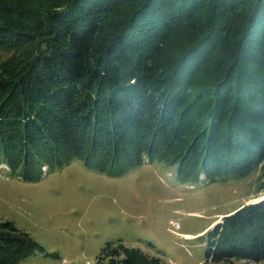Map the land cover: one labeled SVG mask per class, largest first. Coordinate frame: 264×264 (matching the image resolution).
Here are the masks:
<instances>
[{
	"label": "trees",
	"instance_id": "obj_1",
	"mask_svg": "<svg viewBox=\"0 0 264 264\" xmlns=\"http://www.w3.org/2000/svg\"><path fill=\"white\" fill-rule=\"evenodd\" d=\"M81 158L184 181L256 175L206 231L211 264L264 259V0H0V162L26 178ZM42 248L0 223V264ZM97 264H161L123 241Z\"/></svg>",
	"mask_w": 264,
	"mask_h": 264
},
{
	"label": "rangeland",
	"instance_id": "obj_2",
	"mask_svg": "<svg viewBox=\"0 0 264 264\" xmlns=\"http://www.w3.org/2000/svg\"><path fill=\"white\" fill-rule=\"evenodd\" d=\"M256 182L254 174L205 173L184 181L177 165L158 159L119 173L73 158L44 166L34 179L0 162V223L12 221L42 245L17 264H97L109 241L139 247L161 264H211L206 231L220 215L255 200Z\"/></svg>",
	"mask_w": 264,
	"mask_h": 264
},
{
	"label": "crops",
	"instance_id": "obj_3",
	"mask_svg": "<svg viewBox=\"0 0 264 264\" xmlns=\"http://www.w3.org/2000/svg\"><path fill=\"white\" fill-rule=\"evenodd\" d=\"M222 216H223V215H220V217H222ZM218 219H219V218H218ZM217 221H218V220H216L215 222H217ZM215 222H213L211 226H213Z\"/></svg>",
	"mask_w": 264,
	"mask_h": 264
}]
</instances>
